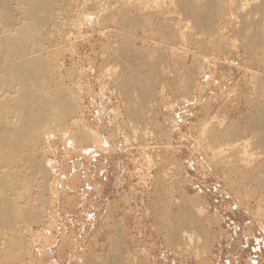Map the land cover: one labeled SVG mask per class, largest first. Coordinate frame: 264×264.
Masks as SVG:
<instances>
[{
  "label": "rangeland",
  "instance_id": "374dc122",
  "mask_svg": "<svg viewBox=\"0 0 264 264\" xmlns=\"http://www.w3.org/2000/svg\"><path fill=\"white\" fill-rule=\"evenodd\" d=\"M12 1L46 61L39 92L64 88L73 109L53 108L21 141L18 167L0 168L15 206L0 264H264V188L246 180L264 157L253 150L249 167L241 146L213 150L252 137L245 127L264 101L257 30L240 31L226 6L203 31L180 8L187 0H57L39 30ZM129 69L151 83L144 101L119 85Z\"/></svg>",
  "mask_w": 264,
  "mask_h": 264
},
{
  "label": "bare ground",
  "instance_id": "6f19581e",
  "mask_svg": "<svg viewBox=\"0 0 264 264\" xmlns=\"http://www.w3.org/2000/svg\"><path fill=\"white\" fill-rule=\"evenodd\" d=\"M17 4L20 7H23V13L28 19L32 21L33 28H37L40 30L41 27L46 25L47 22H49L51 18L50 12H52V8L57 7V0H17ZM181 2L180 0H178ZM176 1V2H178ZM184 1V0H183ZM13 1L12 0H0V13L4 15L6 24L7 21L11 19L12 23L9 29L13 25V29L6 30L4 20H2V24H0V168H2L4 165L8 164H14L15 167H18L19 162L15 158L17 155H19L20 151L22 150L21 141L26 139H35V136L32 135V129L36 128L37 126H40L42 124L45 125V123H48L49 117L52 115L51 113L54 112V109H58V107L62 111H67L69 113V110L73 109L71 107L70 102L67 99V96L63 88L56 95V97H50V95H41V92H39V85L37 83L38 78L41 76H47L46 61L43 56L40 55V51L37 49L36 46H33L36 44L35 38H32L33 36H28V32L26 34L24 33V24L20 23V21H17L14 23V18L12 20L11 15L14 12L13 8ZM15 2V0H14ZM142 3V2H141ZM15 3V5L17 6ZM179 5V4H177ZM15 6V7H16ZM17 6V7H18ZM143 6V5H141ZM226 6H231L227 9L229 17L235 19V23H238V29L240 31L242 30H248L251 26L255 28L254 34L256 31L255 36L257 37L255 42L252 40V44L256 45V48L259 47L258 54L261 56V59L264 60V0H187L185 2L180 3V8L182 10H188L189 15L191 16V19L197 25L199 28H203L204 31H210L216 21V17L218 15H221L223 10L226 9ZM127 7V6H126ZM179 7V6H178ZM225 7V9H224ZM13 8V9H12ZM55 9V8H54ZM178 9V8H177ZM179 9V10H181ZM18 10V8L16 9ZM125 10V9H124ZM126 11V10H125ZM11 12V15H10ZM54 12V11H53ZM226 12V10H225ZM17 13V12H16ZM105 13V12H104ZM227 13V12H226ZM1 14V15H2ZM20 14V15H21ZM53 14V13H51ZM123 14V13H122ZM127 14V13H126ZM10 15V16H9ZM59 15V14H58ZM19 16V14H18ZM23 16V15H22ZM61 16V15H60ZM185 16L186 13H185ZM228 16V15H227ZM24 17V18H26ZM55 17V16H54ZM110 17V16H109ZM129 17V16H128ZM2 18V16L0 17ZM3 18V19H4ZM10 18V19H9ZM20 18V17H19ZM60 18V17H59ZM101 18V17H100ZM104 18V17H103ZM107 18V17H105ZM125 18V16H124ZM132 18V17H131ZM137 18V17H135ZM148 18V17H147ZM146 18V19H147ZM185 18V17H184ZM8 19V20H7ZM151 19V18H149ZM1 20V19H0ZM49 20V21H48ZM53 20V19H52ZM125 20H127L125 18ZM132 20V19H130ZM138 20V18H137ZM189 19H187L188 21ZM102 21V20H101ZM139 21V20H138ZM168 21V20H167ZM223 21V20H222ZM1 22V21H0ZM11 23V22H9ZM8 23V24H9ZM129 23V22H128ZM131 23V22H130ZM129 23V24H130ZM135 23V22H134ZM142 23V22H141ZM145 23V22H144ZM167 23V22H166ZM189 21L187 22V24ZM191 23V22H190ZM233 23V22H232ZM5 25V27L3 26ZM28 24V22H27ZM31 24V23H30ZM139 24V23H138ZM137 24V25H138ZM15 25V26H14ZM17 25V26H16ZM49 25V24H48ZM132 25V24H131ZM134 25V24H133ZM132 25V26H133ZM218 25V24H217ZM26 26V24H25ZM56 26V25H55ZM59 26V25H58ZM156 26V25H155ZM201 26V27H200ZM45 27V26H44ZM136 27V26H135ZM151 27V26H150ZM161 27V26H158ZM164 27V26H163ZM237 27V26H236ZM28 28V26L26 27ZM31 28V27H30ZM56 28V27H55ZM169 29V27H167ZM165 27V29H167ZM235 28V27H234ZM48 29V28H47ZM149 29V28H148ZM157 28H155L156 30ZM164 29V28H163ZM162 29V30H163ZM171 29V28H170ZM198 29V28H197ZM27 31V29H25ZM29 30V28H28ZM31 30V29H30ZM45 30V29H44ZM160 30V32L162 31ZM201 30V29H200ZM224 30V29H223ZM232 30V29H231ZM38 31V30H37ZM154 31V30H153ZM170 31V30H169ZM213 31V30H212ZM249 31V30H248ZM31 32V31H30ZM158 32V31H157ZM164 32V30H163ZM161 32V33H163ZM201 32V31H200ZM258 32V33H257ZM169 33V32H168ZM167 33V34H168ZM212 32H209V34ZM36 37L37 35H35ZM40 34V33H39ZM38 34V35H39ZM136 34V33H135ZM165 34V33H164ZM198 34V33H197ZM205 34V33H204ZM214 34V33H213ZM249 34V33H248ZM246 35V34H245ZM251 36H254L253 34ZM254 36V37H255ZM203 37V36H202ZM39 38V37H38ZM136 38V37H135ZM212 38V37H211ZM244 38V37H243ZM213 39V38H212ZM215 39V38H214ZM213 39V40H214ZM246 39V38H245ZM143 40V38H142ZM166 40V39H165ZM217 40V39H216ZM236 40V39H235ZM172 41V40H171ZM234 42V41H233ZM209 43V42H208ZM215 43V42H214ZM144 44V43H143ZM160 44V43H159ZM218 44V43H217ZM248 44V42H247ZM145 45V44H144ZM213 45V44H211ZM251 45V44H250ZM246 45L245 50H248L249 52L254 51V46ZM219 46V45H218ZM106 47V46H105ZM133 47V46H132ZM253 47V49H252ZM244 48V47H243ZM110 51V50H109ZM142 51V50H141ZM256 52V51H255ZM115 53V52H114ZM254 53V52H253ZM252 53V54H253ZM134 54V53H133ZM117 55V53H116ZM137 55V54H136ZM158 56V55H157ZM186 56V55H185ZM115 57V56H114ZM168 58V56H166ZM165 57V58H166ZM258 57V56H257ZM201 58V57H200ZM243 58V57H242ZM165 60V59H164ZM264 62V61H263ZM195 64V63H194ZM125 65V64H124ZM127 65V64H126ZM166 65V64H165ZM197 66V65H196ZM258 66V65H256ZM135 67V66H134ZM195 67V66H194ZM137 68V67H136ZM179 69V68H178ZM130 73H133L129 69ZM139 70V69H136ZM135 70V73H136ZM187 70V69H186ZM140 71V70H139ZM138 71V72H139ZM249 71V70H248ZM138 72L135 74H131L130 77L126 78L125 80H122V85L126 88L130 89H136L138 88V96L140 95L141 101H144L147 99L148 95L151 92V88H149L150 85L147 84L146 81H141L140 78L137 76ZM256 72V71H255ZM171 73V72H170ZM257 73V72H256ZM159 74V73H158ZM169 74V73H168ZM176 74V73H175ZM251 74V73H250ZM125 75V74H124ZM140 76V74H138ZM259 82H260V89H264V72L258 73ZM51 75H49L50 77ZM145 76V75H144ZM157 76V75H156ZM189 76V75H188ZM48 77V76H47ZM46 77V78H47ZM254 77V76H252ZM116 78V77H115ZM51 79V78H50ZM124 79V78H122ZM147 79V78H146ZM149 79V78H148ZM147 79V81H148ZM159 79V78H158ZM179 79V77H178ZM52 80V79H51ZM175 80V79H174ZM156 81V80H155ZM256 81V80H255ZM52 82V81H51ZM117 82V81H116ZM172 82V81H171ZM41 83V82H40ZM54 83V82H53ZM121 83V81H120ZM149 83V81H148ZM251 83V82H250ZM51 84V83H50ZM175 84V83H174ZM44 85V84H43ZM140 85V87H138ZM154 85V84H153ZM252 85V84H251ZM250 85V86H251ZM119 86V88H120ZM171 86V85H170ZM253 86V85H252ZM258 86V85H257ZM151 87V86H150ZM254 87V86H253ZM42 88V87H41ZM259 88V87H258ZM48 89V88H47ZM46 89V90H47ZM124 89V88H123ZM121 89V90H123ZM136 89V90H138ZM42 90V89H41ZM45 90V89H44ZM125 90V89H124ZM125 90V92H126ZM51 92L49 89L47 92ZM53 91V90H52ZM129 91V90H128ZM171 91V90H170ZM187 91V90H185ZM233 91V90H232ZM264 91V90H263ZM262 92V91H261ZM48 93V94H49ZM127 93V92H126ZM51 94V93H50ZM234 94V93H233ZM128 95L125 94V96ZM131 96V94H130ZM150 96V95H149ZM127 97V96H126ZM132 97V96H131ZM152 97V95H151ZM257 97V95H256ZM144 99V100H143ZM126 100V99H125ZM124 100V101H125ZM54 102L56 105H50L51 102ZM128 101V100H127ZM131 101V100H130ZM150 102V101H149ZM148 102V103H149ZM129 103V102H128ZM258 105L255 106V113L251 115L250 120L246 124V131L245 133L252 134V137L244 141H239L238 138L234 139L237 141H233L232 143H220L223 145H220L218 149H215L213 147V150L216 154H221L222 152L226 150H232L234 151V148H238L241 146L243 149V156L246 157L245 161L246 164L250 162V158L253 157L256 153V156L258 158L264 157V101L257 103ZM203 105V104H202ZM132 107V106H131ZM139 107V106H138ZM54 108V109H53ZM253 109V108H252ZM219 111V110H218ZM71 112V111H70ZM57 113V112H56ZM59 113V112H58ZM63 113V112H62ZM131 113V112H129ZM54 114V113H53ZM208 114V113H207ZM60 116V113L58 114ZM135 118L140 117L138 113L134 114ZM133 115V117H134ZM137 115V116H136ZM218 116V115H217ZM132 118V117H130ZM142 118V117H141ZM138 119V118H137ZM139 120V119H138ZM51 121V120H50ZM49 121V122H50ZM240 121V120H239ZM138 122V121H137ZM51 124V123H50ZM52 125V124H51ZM131 125V123H130ZM77 127V126H76ZM131 128V127H130ZM239 128V127H238ZM40 129V128H39ZM145 129V128H144ZM42 130V129H41ZM160 130V129H159ZM158 130V131H159ZM232 130V129H231ZM238 130V129H237ZM212 131V130H211ZM233 131V130H232ZM218 132V131H217ZM213 133V132H212ZM235 135L236 132H234ZM70 134V133H69ZM82 134V133H81ZM88 134V132H87ZM159 134V133H158ZM216 134V133H215ZM12 135V137H10ZM231 135V134H230ZM246 135V134H245ZM84 136V135H83ZM146 136V135H145ZM213 136V135H212ZM229 136V135H228ZM234 136V135H233ZM231 136V137H233ZM216 137V136H215ZM237 137V136H236ZM32 138V139H31ZM78 138V137H77ZM225 138V137H224ZM230 138V137H229ZM81 139V138H80ZM83 139V138H82ZM218 139V138H216ZM226 139V138H225ZM231 139V138H230ZM27 140V141H28ZM210 140V139H209ZM221 140V139H220ZM78 141V140H77ZM211 141V140H210ZM219 141V140H218ZM23 142V141H22ZM81 142V141H80ZM212 142V141H211ZM215 142V141H214ZM217 142V141H216ZM223 142V141H222ZM210 143V142H209ZM32 144V142H31ZM217 144V145H218ZM216 146V145H215ZM5 148H9L12 153H9L5 150ZM31 148V147H30ZM87 148V147H86ZM164 148V147H163ZM240 148V147H239ZM257 150V152H253V150ZM237 150V149H236ZM28 151V150H27ZM88 151V150H87ZM22 152V151H21ZM236 153V152H235ZM233 154V152H232ZM231 155V154H230ZM240 157V156H239ZM242 157V155H241ZM240 157V158H241ZM255 157V156H254ZM22 159V158H21ZM239 159V158H238ZM21 161V160H20ZM256 161V160H255ZM258 161V160H257ZM256 161V162H257ZM250 167V165H248ZM257 165L251 166L254 168V173L250 174L248 179L251 183H253V186H257L258 188H264V160L261 161V163H256ZM218 165V164H217ZM10 166V165H8ZM12 167V166H11ZM41 168V167H40ZM43 169V168H42ZM1 171V170H0ZM12 171V170H11ZM225 171V170H224ZM19 172V171H18ZM3 174V173H2ZM248 176V175H247ZM3 177V176H2ZM243 177V176H242ZM4 178H0V230H4L6 226H9L8 224L11 223L12 220H15L13 218V207L14 204L11 202L10 199L7 198V194L4 193V190H8L7 187L5 189V183ZM10 179V178H9ZM248 181V182H249ZM156 184V183H155ZM256 187V188H257ZM255 188V189H256ZM162 189V186H161ZM12 190V189H11ZM18 190V189H17ZM261 190V189H259ZM53 192V191H52ZM240 192V191H239ZM6 195H4V194ZM157 193V192H156ZM242 194V193H241ZM158 195V194H157ZM154 196V195H153ZM239 197V196H238ZM182 198V197H181ZM249 198V197H248ZM183 199V198H182ZM170 201V200H169ZM184 201V200H183ZM17 206V205H16ZM15 207V206H14ZM18 207V206H17ZM161 207V206H160ZM12 208V209H11ZM251 211V210H250ZM21 212V211H20ZM161 212V211H160ZM16 214V213H15ZM19 214V213H18ZM18 216V215H17ZM21 216V215H20ZM179 216V214H178ZM182 216V215H181ZM19 217V216H18ZM33 217V216H32ZM31 217V218H32ZM13 218V219H12ZM17 219V217H15ZM192 218V217H191ZM33 219V218H32ZM170 219V218H169ZM172 219V218H171ZM193 220V218H192ZM181 221V220H180ZM195 221V219H194ZM193 221V222H194ZM174 222V221H173ZM203 224V223H202ZM184 225V224H183ZM194 225V224H193ZM199 225V223H198ZM204 226V225H203ZM163 227H165L163 225ZM176 227V225H175ZM166 228V227H165ZM182 228V227H181ZM208 228V227H207ZM168 228H166L165 231H167ZM173 229V227H172ZM171 229V230H172ZM187 228H184V231L180 232L185 239L188 241L193 242V236L187 231H185ZM191 229V228H190ZM13 230V229H12ZM16 230V229H15ZM176 230V229H175ZM183 230V228H182ZM196 230V228H195ZM170 231V230H168ZM174 234H178L175 231H173ZM172 233V232H171ZM198 233V232H197ZM173 234V233H172ZM170 235V233H168ZM9 236V235H8ZM167 236V235H166ZM174 236V235H173ZM177 237V235H175ZM1 237V236H0ZM178 237H180L178 235ZM174 238V237H173ZM193 240H192V239ZM203 238V237H201ZM9 239V238H8ZM4 242V239H2ZM1 240V241H2ZM173 240V239H172ZM177 242V241H176ZM187 242V241H186ZM7 245V244H6ZM172 245V244H171ZM196 245V244H194ZM206 245V244H205ZM116 247V246H115ZM115 247L111 248V257L107 260H115L116 255L119 254L118 249L116 250ZM174 247V246H173ZM202 247V246H201ZM205 247V246H204ZM181 248V247H180ZM198 249V248H197ZM204 249V248H203ZM118 253H117V252ZM190 251V250H189ZM186 252V250H185ZM190 253V252H189ZM5 255V254H4ZM108 255V254H107ZM93 256V255H92ZM107 257V256H106ZM119 257V255H118ZM117 257V258H118ZM12 258V257H11ZM105 258V257H104ZM103 258V259H104ZM102 259V260H103ZM109 260V261H110ZM119 262V261H118ZM138 262V261H137ZM94 264H104L101 263V261H94ZM107 263V261H106ZM110 263V262H109ZM108 264V263H107ZM113 264V263H112ZM117 264V262H116ZM134 264V263H133Z\"/></svg>",
  "mask_w": 264,
  "mask_h": 264
}]
</instances>
